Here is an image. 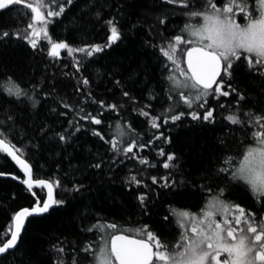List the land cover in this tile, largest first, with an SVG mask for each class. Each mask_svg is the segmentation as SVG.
Here are the masks:
<instances>
[{"label":"snow or ice","instance_id":"1","mask_svg":"<svg viewBox=\"0 0 264 264\" xmlns=\"http://www.w3.org/2000/svg\"><path fill=\"white\" fill-rule=\"evenodd\" d=\"M73 2L74 0H0V11L15 8L26 17L30 15V22L25 27L0 31V41L8 42L13 37L23 40L33 52H43L41 41H46L48 58L56 60L64 50L68 56L73 57L75 62L72 67L75 71L82 73V69L87 66L76 59L75 54L81 53L86 58H92L98 53H104L106 49H112L114 45L118 47L125 37L122 21L130 22L132 13L126 0H121L118 6L112 0H85V9L80 19L87 17L86 22L102 21L107 29L106 41L103 44L84 43L83 46L76 47L66 40L53 39L49 31V25L59 21L65 15L67 6L73 5ZM151 7L163 11H145L142 17L138 16L136 22H131L129 31L147 24L148 17L154 15L155 23L148 24L149 34L154 36L156 33L153 30L157 26H163L160 34L164 35L163 30L167 28L166 21L170 13L179 8L180 15L187 17L179 33L167 37L160 44L145 41L143 45L152 48L154 53L158 51L164 58L161 75L166 84L164 94L168 103L160 113L152 114L150 110L154 111V105L151 102L157 99L158 94L149 89V103L137 111L138 116L145 118L148 127L157 130L147 142L137 141L135 137L138 133H135L130 123L122 125L117 121L116 132L110 140L105 139L100 131L91 130L92 135L109 145L108 151L114 154L110 157L109 170L114 171L111 166L117 163L116 156L119 155L125 160H137L140 165L156 168L157 164L151 163L139 153L150 146L154 147L155 141L172 143L171 138L160 131L169 122L175 125L177 122L182 123L184 117L190 116L193 122L202 127L215 126L217 117L216 108L211 106L213 99L219 108L227 112L221 117L226 122L225 131L218 138L216 149L227 152L229 141L237 140L245 146L242 158L237 162L235 157L226 155L222 162H209L203 174L198 175L200 182L197 183V179L181 172L182 165L178 163L179 156L174 151L168 152L160 147L157 155L165 157L160 166L168 170L169 175L159 179L152 176V185H157L162 180V187L171 191L191 183L193 188L209 194L200 212L173 208L163 216L166 223H171L174 219L180 229L179 239L175 243L147 223L135 229H121L115 221L102 223L98 220L84 231L95 230L100 236L99 241L82 247L73 245L74 250L78 247L83 256L73 255L71 264H81V261L86 264H264V0H152ZM114 8L115 13L111 11ZM157 60L159 62V57ZM185 63L186 68L183 67ZM238 67L246 70L249 81L247 87H241L235 82ZM78 80L80 85L90 84V79L82 74ZM7 83V98L0 102V109H3L4 114V119H0V154L10 157L19 166L25 177L20 182L33 197V202L28 207L12 212L4 236L0 238V259L14 255L18 250L29 218H42L50 214V210L62 208L68 203L64 198H57L55 193L56 188H62L61 180L35 179L32 166L22 158L23 149L13 142L17 133V116L13 113L12 106L23 104L26 100L32 109H36L41 99H47L51 93L44 92L41 98L43 88L38 85H32L29 91L11 78ZM115 85L122 98L133 104L137 103L120 80H115ZM52 89L55 91V83ZM76 91L83 95L85 89L78 86ZM222 97L232 99L225 105L219 103ZM87 98L94 104L98 103L103 110L93 115L91 112L85 113L83 107L79 108V119L90 121L92 125L102 124L105 111L119 114V110L124 107L115 102L96 101L90 89L87 90ZM59 106L71 110V106L63 102V99L59 101ZM51 112L57 118L66 115L63 111L58 112L56 107ZM68 125L63 131H57L49 124L34 126L38 139L49 137L51 133L50 139L59 144H67L83 127L72 120L68 121ZM125 143L126 146H123ZM104 163L103 157H100L98 162H90L88 166L103 171ZM173 172H181L183 178L179 181L171 179ZM3 175L5 173L0 172V176ZM12 178L17 179L15 176ZM220 182H223L222 186ZM124 184L129 188L133 185L139 188L144 181L138 175H131L125 179ZM236 185H242L251 198L250 208L224 199ZM144 186L147 187L146 184ZM84 187L82 182H74L70 188H63V191L74 197L75 194H82ZM35 188L42 192L46 190V193L39 195L34 191ZM136 199L142 212L148 214V197L140 194ZM129 231H133L135 236L128 235ZM51 251L55 254L52 264H66L63 241L53 244ZM29 264L32 262L29 261Z\"/></svg>","mask_w":264,"mask_h":264},{"label":"trees","instance_id":"2","mask_svg":"<svg viewBox=\"0 0 264 264\" xmlns=\"http://www.w3.org/2000/svg\"><path fill=\"white\" fill-rule=\"evenodd\" d=\"M121 0H112V3L119 5ZM132 13L129 21H122L125 37L119 46L106 49L104 53H98L92 58H86L81 53H76V59L80 60L86 69L77 73L72 67L73 57L68 56L62 50L56 60L46 56L47 43L41 41L43 52L28 47L23 40L13 37L11 41H0V102L7 98L5 89L8 87V80L31 91L32 85L43 88L44 92L51 93L47 99H41L36 109H32L28 101L23 104L12 106L13 113L17 116L16 138L13 139L24 151L23 158L32 166L34 178L47 180L60 179L62 188H56L57 198H64L68 203L62 208L50 210L42 218H29L26 223L22 238L19 241L18 250L14 255L0 259V264H52L55 258L51 251L53 244L63 241L66 249L64 259L66 264H71L73 255L83 256L79 253L78 247L74 250L73 245L82 247L87 243H95L100 239L99 234L84 231V229L95 224L98 220L102 223L117 222L121 229H135L142 224H149L154 230L161 231L164 237L173 243L179 238L180 229L176 226L175 220L171 223L163 221V216L170 209L198 211L205 203L207 192L193 188L191 183L187 186L174 188L171 191L163 188V181L152 185L151 177L169 175L168 170L160 166L165 157L157 155V150L163 147L166 151H174L178 156V163L182 165L181 172L186 176L197 179L203 174V170L209 166V162L215 164L222 162L224 156H233L238 162L242 158L244 145L237 140H230L227 152L216 149L218 138L225 131L221 119L227 112L219 108L216 100H211V106L216 108L217 123L215 126H200L193 122L190 116L183 118V122L175 125L169 122L160 131L171 138V144H164L163 141H155V146L144 149L139 155L147 157L151 163L157 164L156 168H148L140 165L137 160H125L122 155L116 156L117 163L112 164L109 170L110 157L114 154L108 151L109 145L100 141L92 135V129L100 131L105 139H112L116 132V123L122 125L130 123L138 142H147L157 132L148 127L144 117L138 116L137 111L144 104L149 103L147 93L149 89L154 90L158 95L151 103L154 105L152 114H158L167 106L164 89L166 87L161 68L164 58L152 48L144 47L145 41H152L160 44L167 37L180 32L187 17L180 15V9L170 13L167 18V28L164 35L160 34L163 26H157L153 31L154 36L149 34L148 24L155 23V16L148 17V23L138 29L129 31L131 22H136L138 16L142 17L145 11L152 13L163 11L159 8H152V0H126ZM172 7V6H169ZM85 9V0H74L73 5L67 6L66 13L59 21L49 25V31L53 39L66 40L76 47L84 43H100L106 41L107 29L103 22L95 20L87 21V17L80 19ZM113 13L116 9L111 10ZM108 17V12H105ZM30 22V15L25 16L15 8L0 11V31L15 30L23 28ZM241 22H243L241 18ZM159 57V62L157 60ZM183 67L184 64H183ZM67 73V75H65ZM88 77L90 84L83 86L79 84L80 75ZM132 77L131 79L129 77ZM115 80H120L123 87L129 90L136 98L137 103L122 98ZM235 82L241 87H247L246 70L238 67L235 72ZM55 83V91L52 85ZM84 88V94L76 91L77 87ZM91 91L96 101L104 100L106 103L123 104L119 114L105 111L101 125H92L90 121L79 119V108L83 107L85 113L91 112L96 115L103 111L98 103H92L87 98V90ZM14 99V98H13ZM71 106V110L59 106V101ZM177 100L179 97L176 98ZM231 97L220 98L219 103L228 105ZM8 107V105H5ZM53 107L57 111H63L65 116L57 118L51 112ZM135 109V110H134ZM187 111V109H185ZM202 111V110H201ZM0 119H4L3 109H0ZM83 125L82 130L67 144H59L56 140L45 137L38 139L35 124H49L57 131L67 128L68 121ZM22 137V139H20ZM238 139L241 137L237 133ZM19 141V142H18ZM126 146V143L123 145ZM214 153V154H213ZM103 157V171L89 168V163L98 162ZM123 160V163L119 161ZM0 172L14 174L23 178V173L18 166L5 154H0ZM181 172H173L171 179L181 180ZM131 175H138L144 181L139 188L133 185L131 188L124 184L125 179ZM109 177H113L109 179ZM82 182L85 187L82 194H72L63 191V188H70L72 183ZM223 182H220L222 186ZM216 188H213L215 191ZM34 191L44 195V191L36 188ZM145 194L148 214H144L139 206L136 197ZM224 199L226 201L239 203L242 206L251 207L252 200L242 185H236L229 190ZM33 197L26 190L25 186L11 177L0 176V238H3L4 231L10 223L14 210L30 206ZM129 234L135 235L133 231ZM91 259V257H89ZM81 264L86 262L81 261Z\"/></svg>","mask_w":264,"mask_h":264},{"label":"water","instance_id":"3","mask_svg":"<svg viewBox=\"0 0 264 264\" xmlns=\"http://www.w3.org/2000/svg\"><path fill=\"white\" fill-rule=\"evenodd\" d=\"M185 67H187V65H186V63H185ZM10 158V157H9ZM11 159V158H10ZM14 162V161H13ZM15 163V162H14ZM18 166V165H17ZM18 168H19V166H18ZM20 169V168H19ZM21 170V169H20ZM22 172V171H21ZM23 173V172H22ZM5 176H7V177H13V176H15L14 174H10V173H5V175H3L2 177H5ZM16 177V176H15ZM25 177H24V174H23V178H20V177H17V181H21L22 179H24ZM35 179H43V178H35ZM45 180H47V179H45ZM44 192L46 193V190H44ZM25 207H28V206H25ZM21 208H23V207H21ZM19 210V209H18ZM129 235V234H128ZM130 236H133V235H130ZM134 237V236H133Z\"/></svg>","mask_w":264,"mask_h":264},{"label":"rangeland","instance_id":"4","mask_svg":"<svg viewBox=\"0 0 264 264\" xmlns=\"http://www.w3.org/2000/svg\"><path fill=\"white\" fill-rule=\"evenodd\" d=\"M204 204H205V203H204ZM203 206H204V205H203ZM203 206H202V207H203ZM200 210H201V209H200ZM200 210H198V211H196V212H197V213H199V212H200Z\"/></svg>","mask_w":264,"mask_h":264},{"label":"flooded vegetation","instance_id":"5","mask_svg":"<svg viewBox=\"0 0 264 264\" xmlns=\"http://www.w3.org/2000/svg\"><path fill=\"white\" fill-rule=\"evenodd\" d=\"M195 213H197L196 211H194ZM179 239V238H178Z\"/></svg>","mask_w":264,"mask_h":264}]
</instances>
